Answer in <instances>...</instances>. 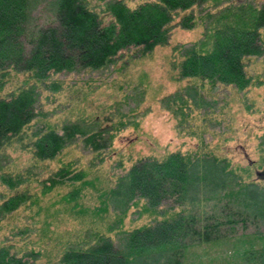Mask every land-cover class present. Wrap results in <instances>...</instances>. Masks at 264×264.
I'll return each instance as SVG.
<instances>
[{
	"label": "trees",
	"instance_id": "trees-1",
	"mask_svg": "<svg viewBox=\"0 0 264 264\" xmlns=\"http://www.w3.org/2000/svg\"><path fill=\"white\" fill-rule=\"evenodd\" d=\"M31 1L0 0V224L8 216L17 220L24 210L40 224L35 239L30 234L21 236L31 241L30 246L23 245L26 258L18 255L21 248L15 241H0V264H37L41 251L35 247L43 240L54 246L46 249L50 264L57 258L55 249H62L66 241L71 246L63 248L55 264H183L184 250L192 243L219 239L233 231L238 222L245 223L246 210L232 207L231 200L211 214L187 213L186 205L174 209L172 204L188 203L189 196L219 204L217 194L227 183L237 181L248 186L228 158L213 150L195 159L176 151L164 159L139 158L126 172L115 176L108 162L122 159L113 139L127 125L119 106L110 108L109 102H103L90 109H73L66 102L64 119H60L53 117L55 110L42 103V93L76 90L71 80L65 84L67 75L55 76L58 71L72 74L84 68L104 73L108 69L116 73L113 81L127 75L137 60L152 54L154 46L169 45L174 26H194L197 11L208 0H139L134 7L124 0H106L110 10L104 13L91 7L90 0H59L61 6L55 11L58 22L39 27L28 36ZM215 12L208 9L199 17L209 18ZM262 14L251 15L254 21L241 18L213 28L207 48L198 41L188 45L181 52L179 71L171 75L177 81L188 79L183 86L186 91L178 88L163 96L162 102L176 110L181 108V112L188 99L192 101L188 110L203 103L209 107L210 98L202 102L204 95L209 97L200 89L205 82L214 88L249 90V56L264 51ZM183 46L177 44L174 49ZM140 77L118 83L117 88L125 94L123 101L130 87L147 85ZM192 84L189 89L194 88V99L187 95ZM138 106L128 110L129 117L139 112ZM106 108L118 109V113H108ZM8 148L28 151L31 166L16 168ZM86 155L90 157L83 162ZM251 165L240 170L248 173ZM41 166L47 167L42 178L37 171L43 169ZM217 175L222 181L216 182ZM34 181L36 187L32 186ZM203 188L205 194L200 197ZM233 192L224 194L231 198ZM240 195L255 203L245 197L244 189ZM130 210H136L139 217L147 214L148 219L140 224L135 219L126 227L124 219ZM71 218L78 224L77 231H90L79 241L68 239L76 235L71 236L65 227ZM113 233L120 235L117 240ZM150 253L155 254L150 257ZM140 254L143 256L137 259ZM229 264H264V246L244 250L239 260Z\"/></svg>",
	"mask_w": 264,
	"mask_h": 264
},
{
	"label": "rangeland",
	"instance_id": "rangeland-1",
	"mask_svg": "<svg viewBox=\"0 0 264 264\" xmlns=\"http://www.w3.org/2000/svg\"><path fill=\"white\" fill-rule=\"evenodd\" d=\"M90 1L94 5L91 7L97 10L101 9L103 13L110 10L108 3H105L106 0ZM124 1L130 7L136 6L139 2V0ZM229 4L231 7H227ZM59 6H61L59 0H32L27 9V35L30 36L39 27L57 23L55 11ZM260 7L262 10L259 9ZM208 9H215L216 12L210 16L212 18L203 17L201 19L199 14ZM261 11L264 13V0H208L197 11L198 18L196 17L194 26L191 28H182L180 25L174 26L171 29L172 35L169 38V45L154 46L152 54L137 60V63L128 69L127 75H119L113 81L116 73L108 69L103 70L104 73H100L99 70L86 71L84 68L74 70L72 74L67 73L69 71H58L55 76L60 77V74L63 73L61 75L63 78L67 75L65 84H70L71 80L74 82L76 90L72 93L63 92V89L53 90L55 93L52 95H50V91L42 93L43 105L48 109L55 110L54 118L64 119L66 102H69L73 109L86 106L88 108L90 106L96 107L102 105L103 102H109L110 108L119 106V111L127 125L113 139L117 156L121 155L120 158L122 159L121 163L115 161L116 158L108 162V165L111 163L109 169L112 168L115 176L126 172L129 165L142 157L164 159L168 153L177 151L184 156L193 155L195 159L196 155L201 157L202 154L208 155L210 150H213L218 156L228 158L234 169L244 175H242L245 178L243 181L248 186H241L237 181L236 183L233 181L227 183L228 186L219 189L220 192L217 194V197L220 198L215 201H219V204H215L212 200L198 201L197 196H193V198L189 196L186 198L188 203L183 205L172 203L174 209L186 205L185 211L187 213L206 214L210 212L211 214L214 212L213 210H218L222 203L231 200L230 205L232 207L245 209L248 214L245 223L238 222L233 231H227L226 235L219 239L192 243L184 250L183 264L234 263L240 259L244 250L264 246V51L261 54L249 56L252 61L247 64V67L250 69L252 84L248 86L250 89L246 92H243V89L237 91L220 86L214 88L205 82L204 88L200 87V89L209 94V97L204 95L206 99H203L202 102L211 99V106L208 107L203 103L199 107L194 106L188 110L187 108L192 105V101L187 98V103H185L187 108L184 105L182 112L180 111L181 108L176 110L175 106L172 104L166 106L161 100L163 96L175 92L178 88L182 93L186 91L183 86L186 85L188 79L177 81L171 78V75H175L179 71V63L182 59L181 52L188 45L198 41L203 48H207L212 40L213 28L217 29L230 23L234 24L241 18L254 21L251 15L258 16L262 14ZM262 16L264 19L263 14ZM177 19L178 16L174 21ZM177 44H183L185 48L183 46L174 49ZM174 61L176 63L175 68L173 67ZM138 76H141L140 78H143L147 85L133 89L130 87L126 93V101H123L125 94L123 95L122 89L117 88L118 83H123L124 80L130 78L136 80ZM191 86L194 87L193 84L188 86L187 95L194 99L195 91L194 88L189 89ZM116 101L118 102L115 103ZM135 105H139V112L133 113L134 115L129 117L130 112L128 110ZM115 108L113 111L106 108V112H112L113 115H116L118 109ZM133 121L137 122V128L134 127ZM8 151L11 153L12 164H15L16 168L23 169L31 166L28 160L31 154L28 151L23 149L12 150V148H8ZM89 157L90 155L84 156L83 162ZM248 164H252L248 173L240 170ZM42 168V170L40 168L37 170L41 172V178L47 175L45 170L47 167ZM220 181L222 180L217 175L216 182ZM32 186L36 187V181L33 182ZM243 189L247 194L245 197L252 202L255 201L253 203L255 206L240 195ZM207 190L206 192H208ZM229 190L234 191L231 198L224 194L225 191ZM201 194H205L204 188L198 195ZM258 195L263 198L256 197ZM135 211L130 210L124 219L126 227L130 226V222L135 219L137 224L148 219L147 214L142 213L139 217ZM59 217L64 218L65 215L59 214ZM223 217L220 219L222 220ZM39 224L31 215L29 216L28 210L22 211L17 220H11L8 216L0 224V241L6 240L9 242L8 244L15 241L16 247L21 248L18 255L26 258L28 254L26 253L27 250L24 252V246H30L31 241L28 242V239L21 236L30 234L34 236L32 239H35ZM76 226L78 227V224L72 221V218L65 224V227L71 230V236L76 234L68 238L71 241H79L85 236V233H90V231L85 230L77 231L79 229ZM74 229L76 230L75 233L72 232ZM119 236L116 233L112 234L115 240ZM70 244L66 241L63 248H69ZM48 245V240H43L39 241L35 247L41 251L40 256L37 257V264H50L49 253L46 252V249L50 247L54 249V246ZM63 248L55 249L54 257L56 255L57 258L51 264L57 263ZM153 254L155 253H150L149 256L152 257ZM141 256L143 255L140 254L137 259Z\"/></svg>",
	"mask_w": 264,
	"mask_h": 264
}]
</instances>
